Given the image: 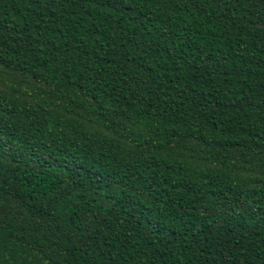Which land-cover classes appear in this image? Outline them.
<instances>
[{"label": "trees", "instance_id": "16d2710c", "mask_svg": "<svg viewBox=\"0 0 264 264\" xmlns=\"http://www.w3.org/2000/svg\"><path fill=\"white\" fill-rule=\"evenodd\" d=\"M0 264H264V0H0Z\"/></svg>", "mask_w": 264, "mask_h": 264}]
</instances>
